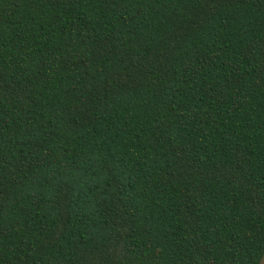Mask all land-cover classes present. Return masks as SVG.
<instances>
[{"label": "trees", "instance_id": "obj_1", "mask_svg": "<svg viewBox=\"0 0 264 264\" xmlns=\"http://www.w3.org/2000/svg\"><path fill=\"white\" fill-rule=\"evenodd\" d=\"M264 0H0V264H261Z\"/></svg>", "mask_w": 264, "mask_h": 264}, {"label": "rangeland", "instance_id": "obj_2", "mask_svg": "<svg viewBox=\"0 0 264 264\" xmlns=\"http://www.w3.org/2000/svg\"><path fill=\"white\" fill-rule=\"evenodd\" d=\"M261 264H264V259H263V261H262V263Z\"/></svg>", "mask_w": 264, "mask_h": 264}]
</instances>
